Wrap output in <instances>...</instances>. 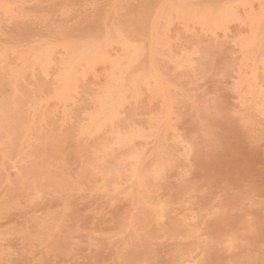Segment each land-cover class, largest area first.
Returning a JSON list of instances; mask_svg holds the SVG:
<instances>
[{"label":"rangeland","instance_id":"1","mask_svg":"<svg viewBox=\"0 0 264 264\" xmlns=\"http://www.w3.org/2000/svg\"><path fill=\"white\" fill-rule=\"evenodd\" d=\"M151 1L0 0V264H264V0Z\"/></svg>","mask_w":264,"mask_h":264},{"label":"bare ground","instance_id":"2","mask_svg":"<svg viewBox=\"0 0 264 264\" xmlns=\"http://www.w3.org/2000/svg\"><path fill=\"white\" fill-rule=\"evenodd\" d=\"M136 1V0H135ZM150 1L151 0H139V2L141 3H139V5H140V9L138 8V10H144V8L150 3ZM207 1H210L211 2V0H207ZM213 1V0H212ZM215 1V0H214ZM152 2V1H151ZM200 2V1H199ZM132 6V5H131ZM130 6V7H131ZM137 6V5H136ZM150 5H148V7H149ZM138 7V6H137ZM148 7H146V8H148ZM202 7V6H201ZM141 8H143V9H141ZM145 8V9H146ZM150 11V10H149ZM148 10H147V12H149ZM130 12V11H129ZM143 12H146V11H143ZM133 13V12H132ZM134 13H136L135 12V10H134ZM141 13V12H140ZM139 13V14H140ZM130 14V13H129ZM146 14V13H145ZM149 14V13H148ZM134 15H137V13L136 14H134ZM144 16V14H142V17ZM131 18H132V16H131ZM146 18H147V16H146ZM130 19V18H129ZM128 19V20H129ZM134 19V18H133ZM138 19H140V18H138ZM131 20V19H130ZM137 20V19H136ZM145 21V20H144ZM92 22V21H91ZM130 23V22H129ZM217 23V22H216ZM96 24V23H95ZM100 24V23H99ZM103 24V23H102ZM140 24H142V23H140ZM134 25H136V21L135 20H131V23H130V26H134ZM137 25H139V24H137ZM144 25V24H143ZM142 25V26H143ZM127 26H128V24H127ZM126 26V27H127ZM142 26H140V27H142ZM92 28V27H91ZM128 28V27H127ZM131 28V27H130ZM129 28V29H130ZM137 28V27H136ZM122 29V28H121ZM125 30H126V28H124ZM143 29V28H142ZM91 30L92 29H90L89 27L87 28H85V29H83L82 30V32H84L85 34L87 33H91ZM131 30V29H130ZM129 30V31H130ZM138 30V29H137ZM122 31V30H121ZM124 31V30H123ZM134 31V30H133ZM136 31V30H135ZM93 33H94V31H93ZM83 35V34H82ZM134 35V34H133ZM84 37H86V36H84ZM102 44V43H101ZM96 48V47H95ZM99 50H101V49H99ZM43 54V53H42ZM41 54V55H42ZM45 56V55H44ZM46 60V59H45ZM47 61V60H46ZM46 63V62H45ZM257 79V78H256ZM255 79V80H256ZM255 82V81H254ZM70 90V89H69ZM64 94V93H63ZM223 132V131H222ZM226 132V134L228 135V133L227 132H229L228 130L227 131H225ZM222 135V137H221V149L220 150H218V149H214L211 153H210V156L208 157L207 156V159H205V158H201L200 160H199V162H198V164H199V166H200V173H205L204 175H206V176H204L205 178L207 177L208 179H212V181H214L213 179H215V181L216 180H221L222 178L223 179H226V178H230L231 179V181L232 180H234L235 181V183H236V181H238L239 179H241V178H243V176H245V174L246 175H248V172L250 173V171H248L249 170V167L247 166V164H246V159H245V153L243 154L242 152H241V150H240V148L237 146L238 144H236V143H238V141L236 140V142H234V140H232V139H234V137L231 139L230 138V132H229V136H227V135ZM232 137V136H231ZM237 138V137H236ZM240 145V144H239ZM219 148V147H218ZM245 151V150H244ZM248 152V151H247ZM246 155H248L247 153H246ZM246 157H248L249 158V155L248 156H246ZM205 159V160H204ZM248 161H249V159H248ZM248 163V162H247ZM251 165V164H250ZM253 165V164H252ZM255 169V168H254ZM252 170V169H251ZM253 171V170H252ZM254 172V171H253ZM252 172V173H253ZM202 173V174H203ZM241 177V178H240ZM248 177V176H247ZM219 178H221V179H219ZM207 179V180H208ZM229 179V180H230ZM234 181H232V182H234ZM240 182V181H239ZM141 244V243H140ZM145 246V245H144ZM139 247V246H138ZM134 250H137V249H134ZM134 253V252H133ZM130 254V253H129ZM134 255V254H133ZM129 256V255H128ZM130 257V256H129ZM135 258V257H134Z\"/></svg>","mask_w":264,"mask_h":264}]
</instances>
